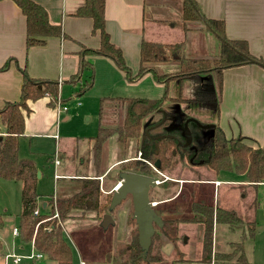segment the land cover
I'll return each instance as SVG.
<instances>
[{"label":"rangeland","instance_id":"rangeland-1","mask_svg":"<svg viewBox=\"0 0 264 264\" xmlns=\"http://www.w3.org/2000/svg\"><path fill=\"white\" fill-rule=\"evenodd\" d=\"M192 25H196V23ZM201 26L203 30L205 26L199 23L193 28L198 29ZM158 35L160 34H156V37ZM196 37L198 39L192 38L194 43L192 42L190 49L184 51L183 56L188 59L207 60L213 64V61L217 60L220 55V43L204 31ZM208 37L211 38V42ZM160 44L167 45V43ZM204 46L209 47L210 51L203 50ZM197 47L201 48L200 51ZM84 49L85 47H81L80 51L82 52ZM194 49H197V52H192ZM219 65L223 66L222 64ZM214 67L216 66L209 65V68ZM153 68L159 77H162L161 82H157L151 73L142 76L139 81V78H136L138 69L132 70L129 67L128 74L123 72L117 75L108 72L106 67L98 65L97 69L93 67L92 73L84 70L80 77L81 80L75 88L73 85L61 84L59 103L61 107L67 108L66 112L60 110L55 113L56 108H52L51 103L50 106L46 104L47 109L42 108L41 111L37 110L40 104L33 108L31 119L28 121L30 126L37 128L39 123L41 125L42 122L43 124L48 122V124L43 130L39 129L38 132L35 130L34 136L26 128L25 121L24 134L18 138V156L20 159H31L40 174V177L37 178L39 199H47L48 201V196L53 194L57 196V199L70 197L78 192L81 187L82 180L76 178H99L102 194H104L101 195V198H106V194L113 191L118 183V173L124 166V164L118 165L117 163L131 158H139V146L135 145L138 141L123 143V137L117 133L106 138V136H100V132H98L100 126L106 130H116L123 125L125 107L121 99L135 98L150 102L164 97L189 99L194 97V91L201 85L200 76H206V81L211 85L213 80L216 92L220 93L218 115L207 109H196L194 112H190L198 119L212 121L218 126L222 119L224 126L231 134L233 124L229 119L232 118L226 113L220 117V105L223 107L227 105L226 110L234 109L236 102L235 97L232 96H238V102L248 96L246 92L243 94L237 92L236 83L240 80H250L253 76L247 73L235 76V73H231L227 78L228 85L232 82L234 87L228 88L225 97L226 103H223L221 102V95L224 83L218 86V75L214 72H210L212 75L209 76H207L209 73H195L185 79H178L180 77L176 76L181 75L183 71L178 62L154 65ZM192 72L186 73L192 74ZM129 75L132 82L129 81ZM90 76L93 77L89 91L80 97H73L72 94L77 91L79 86L83 85L85 81H90ZM71 81L75 82L76 80L71 78ZM249 97L251 98L249 104H245V101L240 102L243 108H240L239 115L246 116L247 119L248 116L256 118L259 122L254 125L256 126L254 129L261 132L264 130V98H253L252 95ZM100 105L101 121H99L98 115ZM173 106V103H168L165 108L170 110L174 108ZM183 106L184 102L181 103L180 107L183 108ZM49 112L50 115H48ZM151 117L154 120L159 118L155 115ZM65 118L67 119L65 120ZM98 137L104 143L97 150L95 146ZM231 137L229 136L226 140L237 139ZM242 142L252 148L259 147L258 145L253 147L254 145L249 142ZM57 159L61 164L60 166L54 164ZM173 159V164L167 165L168 167L160 172H156L150 165L155 172L149 173L150 176H154L157 182L166 180L158 187L150 189L149 198L158 204L157 207L165 221L167 223L171 221V224L177 228L171 233L176 237V253L181 257V260L177 256L173 264L201 263L198 262V259H202L203 225L193 217V202L211 203L214 207L233 210L245 221L243 228L235 230L229 229L224 224H214L213 240L214 245L219 249L218 251L230 252V243H241L243 248L245 247V250L248 251L249 260L264 263V184L259 186L246 185L245 176L233 171H221L216 175L206 167L192 169L187 164L178 165L177 158L174 157ZM63 170H65L66 177L61 176L64 175ZM213 178L222 182L219 187L215 188V185H209V183H199L210 182ZM174 181L179 182L174 183ZM128 200L125 207H116L112 211L111 215L115 224L106 230L100 224L107 212L97 215L95 211L90 209L76 210L63 220L58 213V219L54 220L63 230L65 238L71 246L73 264H81V261L84 264H102L107 253L118 246L124 247L131 243L137 229L132 218L133 208ZM38 203H40L39 200ZM20 212L21 183L0 179V217H2L3 222L0 228V243L2 245L0 264H13L12 260L15 257H23L18 264H31L29 256L33 253L32 244H21L19 238L12 233V229L18 227ZM251 226L253 231H251ZM160 230L156 229L154 233V236H157L153 240L154 252L158 251L165 259L166 257L169 260L173 259V247L166 242ZM40 262V264H56L44 258ZM255 262L253 264H256Z\"/></svg>","mask_w":264,"mask_h":264},{"label":"trees","instance_id":"trees-1","mask_svg":"<svg viewBox=\"0 0 264 264\" xmlns=\"http://www.w3.org/2000/svg\"><path fill=\"white\" fill-rule=\"evenodd\" d=\"M3 1V0H0ZM12 1L21 11L26 22V48L42 47L48 38L63 37L60 25L52 24L49 20L48 13L39 4L32 0H9ZM105 0H83V3L72 14L78 18H87L92 22V34H98L99 47L96 50L84 49L80 55L79 71L71 78L80 82V74L84 70L93 72V66L85 58L93 55H100L111 59L116 66L124 73H129L130 69L126 66L121 50L110 41V36L106 31L104 17ZM201 22L206 25L221 41L220 55L217 60L209 62L202 59H188L183 56L184 43L177 44H160L143 40L139 53V69L136 78H141L145 74H153L157 82H161V78L153 68L154 65L167 64L170 62H178L183 69L178 79H185L195 73L214 72L218 75V86H221V76L224 69L238 67L243 64L255 63L264 68V62L251 56L244 43H238L227 40L224 35V24L220 21L209 20L203 18L193 0H185L182 6V27L188 31L187 23ZM215 65L209 68V65ZM222 64L223 66H220ZM7 67V64L6 66ZM213 67V66H212ZM194 71L192 74L186 72ZM23 73V83L21 86L20 99L16 102H6L0 109V128L3 135L0 136V179L16 181L21 183V212L18 216V232L21 244H33L34 249L41 253L46 260L55 262L56 264H73L72 249L65 238L63 230L57 225L53 218L52 202L47 201L48 205L42 209L38 203L39 195L37 193V168L31 159H20L18 156L19 143L18 138L24 134L25 118L29 115L30 109L28 102H36L44 97L50 99L49 104L54 107L59 98V89L61 84L57 80H43L29 77L25 71ZM130 76V75H129ZM92 77L90 81L85 83L72 94L82 96L89 91L92 85ZM132 79V78H131ZM213 81V80H212ZM211 81L209 88L205 85L202 92L189 101L183 99H168L164 97L153 102L140 100L135 98L121 99L124 103V123L119 128L104 129L101 126L98 129L100 136L109 137L113 133H117L123 137L124 141L138 139L143 131V126L151 116L159 115L158 111H165L166 104L173 102H187L188 109L194 112L198 108L207 109L208 111L218 115L220 93L216 92L215 85ZM167 83V81H165ZM211 86V87H210ZM102 102V100H101ZM99 121L102 118L101 105L99 108ZM157 124L154 122L152 125ZM166 124L161 125V127ZM219 129V128H218ZM100 130V131H99ZM220 130V129H219ZM220 130L215 145L206 158L204 167L214 172L216 175L221 171H233L246 178L248 185L259 186L264 184V144L261 147L252 148L242 142V139L226 141ZM99 134V133H98ZM98 149L103 145V140L97 138ZM169 140L159 142V150L157 154L153 151L148 158L153 162L155 158L164 163L165 157L170 153L167 152ZM171 157V156H170ZM168 166L164 165L161 170H165ZM78 192L72 194L68 198L57 199V212L59 217L66 219L72 211L76 210H92L99 214L108 211L110 196L101 198L97 184L90 181H82ZM51 196H48L50 198ZM91 206H90V205ZM40 208V209H39ZM39 209V215L34 212ZM193 217L197 222L203 225L202 237V259L203 262L215 261L219 263H227L234 261L238 264H248L241 243H231V251L228 253L212 252L213 243V227L214 224H224L229 229H241L245 226V221L240 218L233 210L214 207L211 203H192ZM251 223V222H248ZM2 217H0V228L2 227ZM170 225V226H169ZM174 229H173V228ZM177 228L170 222H164L160 233L163 235L167 243L172 245L174 258L168 259L162 257L158 251H155L153 240L157 236H153L152 244L149 251L143 255L138 245V233L134 239L124 247L118 246L113 251L106 254L105 261L102 264H173L178 256L176 253V237L171 231ZM251 231H253L251 226ZM237 252V253H236ZM2 253V245L0 243V254Z\"/></svg>","mask_w":264,"mask_h":264},{"label":"crops","instance_id":"crops-1","mask_svg":"<svg viewBox=\"0 0 264 264\" xmlns=\"http://www.w3.org/2000/svg\"><path fill=\"white\" fill-rule=\"evenodd\" d=\"M41 5L48 13L52 24L60 25L63 37L48 38L42 47H32L27 49L26 22L19 8L9 0L0 1V109L6 102H16L20 99L21 86L23 83V73L34 79L57 80L60 84L73 85L75 88L79 82L72 83L71 77L78 73L80 62L81 47L87 50H96L99 47L98 34H92V22L87 18H78L72 14L83 3V0H32ZM185 0H105L104 17L105 28L110 36V41L118 47L128 68L139 69V53L143 40L154 43L177 44L184 43V51L190 49L193 39H198V34L208 33L210 37L217 40L218 37L206 27L205 24L197 22L205 27L193 28V23H187L188 31L182 27V6ZM198 8L199 14L209 20L220 21L224 24V35L229 41L244 43L248 53L254 58L264 62V0H193ZM197 29V30H194ZM196 33V36H194ZM156 34L158 37H156ZM204 36V35H203ZM208 37L210 42L211 38ZM177 38V39H175ZM193 38V39H192ZM190 42V43H188ZM200 49L201 48H198ZM194 49L192 52H197ZM203 50L210 51L209 47L204 46ZM221 50V47H220ZM94 69L97 66H104L110 73L117 75L123 72L109 58L93 55L85 58ZM7 64V67H5ZM138 72V71H136ZM231 73L241 76L244 73L250 74V80L238 81L235 87L237 92L248 94L245 99L235 97V108L226 110L220 105V117L226 113L232 119L233 126L231 134L224 126L223 121H219V128L224 136L228 138H241L246 143H251L256 147L264 144V130L257 131L254 128L259 121L256 118L240 116L239 110L243 108L240 102L250 103L249 95L253 98H264V68L256 64H243L238 67L224 69L222 71V95L221 102L226 103L225 97L229 87H234V83L228 85L227 78ZM82 74V72H81ZM80 74V77H81ZM137 74V73H136ZM147 75V74H145ZM224 77V79H223ZM250 77V76H249ZM255 77V78H254ZM226 78V79H225ZM81 80V79H80ZM141 79H139L140 81ZM129 81L132 82L129 76ZM225 81V82H223ZM250 93V94H249ZM49 99L44 97L36 102H28L27 106L30 113L26 116V128L30 134L43 130L48 124L43 122L37 128L30 126L28 121L31 119L33 108L38 104L37 110L46 108ZM222 103V104H223ZM53 108V106H52ZM53 112V111H52ZM56 113V112H55ZM51 113L49 112L48 115ZM252 114V112H251ZM260 116V115H258ZM67 118H65L66 120ZM99 129V127H98ZM35 130H37L35 132ZM3 131L0 128V136ZM33 136V135H32ZM59 143V141H58ZM59 164L58 166H60ZM66 177L65 170L62 171ZM58 176V175H57ZM67 179V178H66ZM220 186V181L213 178L210 182L201 184ZM245 185V184H243ZM248 185V184H246ZM252 186V185H251ZM49 199V198H48ZM39 205L45 209L48 205L47 199H38ZM42 200V201H41ZM231 248V243H230ZM218 247L212 243V252L218 251ZM232 250V249H231ZM228 253V252H227ZM243 254L248 264L255 261L247 257L248 251L243 248ZM198 264H238L234 261L218 263L215 261L203 262L198 259ZM256 263V262H255ZM264 264V263H256Z\"/></svg>","mask_w":264,"mask_h":264},{"label":"flooded vegetation","instance_id":"flooded-vegetation-1","mask_svg":"<svg viewBox=\"0 0 264 264\" xmlns=\"http://www.w3.org/2000/svg\"><path fill=\"white\" fill-rule=\"evenodd\" d=\"M209 75H212V74L209 73L207 76ZM200 77H201V80H200L201 85L194 91V97L198 94V92L203 91L202 88L205 85L209 88L210 83L206 81L207 80L206 76H200ZM194 97L189 98V99H183V98L181 99H183L184 101H189V100H192ZM173 104H174L173 106L174 108H171L170 110H165L164 111L165 115L162 112L163 110L158 111L159 115L157 116L159 118L157 120H154L153 117H150L147 119L146 124H144L145 126H143L145 128H143L141 136L138 139H135L136 141H138L136 142L135 145L137 147L139 146V158H131V159L123 160L117 163L118 165L124 164V166H122V168L120 169L118 173V183L116 187L113 189L112 192L106 194L107 196H110V202H111L114 192H116L118 188L122 184H124V181L120 178V174L123 172L131 173V174H138L144 177L152 178L155 185L149 188V192H150L151 188L158 187V185L164 183L166 180L157 182L154 176H150L149 173H153L154 171L153 169H155L156 172H160L161 168L164 165L173 164L172 161L174 160L173 159L174 157L177 158L178 165L187 164L192 169L204 167V162L206 160L204 155H207V154L209 155L208 152L212 150V145H215L216 143L215 140L219 137L218 133L220 131L219 130L220 128L218 127L216 123L212 121H205V120H202L200 118L198 119L197 117L193 116V114L188 109L187 102H184L183 108L180 107L181 103L173 102ZM198 109H203V108H198ZM154 122H156L157 124L152 125ZM164 124H166V126L161 127V125H164ZM185 124H186L187 129L184 127ZM187 130L189 132V137H190V140L188 143H187L188 138L186 134ZM221 133L223 135V138L226 140V137L224 136L223 132ZM143 136L144 138L142 139ZM157 137H161V138L156 139ZM162 140H167V142L169 140V144L167 145V152H169L170 154L165 157L164 163H162L161 160L158 158H155L153 162H150L148 158L150 157L151 151H153L154 154H157L159 150L158 144ZM123 143H128V142L124 141ZM145 155H147L148 158L145 157ZM156 162H158L159 164L158 169L154 167V164ZM150 165L153 166V169L150 167ZM76 179H79L82 181L90 180L96 183L100 194L102 196L104 195L102 194V188L100 187L101 183L99 182L100 181L99 178H91V179L76 178ZM178 182L179 181H174V183H178ZM199 183H202V182H199ZM127 199H129L128 201L131 202V205L133 208L132 197L130 195H127L125 199H123L116 207H121V206L125 207V203L127 202ZM110 202H109L108 211H107V214L109 215H111L112 211L116 209L115 207L112 211H109ZM149 202L154 211L160 212V210L157 207L158 205L157 203L152 202L150 198H149ZM152 203H155V205L152 206ZM160 217L162 219L163 226H164L165 219L164 217L161 216V212H160ZM153 226H154L155 232H156V229L163 228V226L162 228H159L155 223L153 224ZM136 229H137V225H136Z\"/></svg>","mask_w":264,"mask_h":264},{"label":"water","instance_id":"water-1","mask_svg":"<svg viewBox=\"0 0 264 264\" xmlns=\"http://www.w3.org/2000/svg\"><path fill=\"white\" fill-rule=\"evenodd\" d=\"M253 63V62H252ZM165 115V112L162 111ZM160 125V124H158ZM186 128V124L184 126ZM209 127V126H207ZM211 127V126H210ZM187 129V128H186ZM187 134V143L190 140L189 132ZM144 136L142 137V139ZM161 137H157L159 139ZM156 169L159 168L158 162L154 164ZM36 177L39 178L40 174L37 172ZM120 178L124 181L116 192H114L109 211H112L127 195L132 197L133 203V220L137 225L138 233V245L145 255L151 246L152 238L154 236V226L155 223L159 228H162L163 222L160 217L159 211H154L149 202V188L153 187L154 181L152 178L144 177L138 174H131L123 172L120 174ZM114 221L109 214H105L102 218L100 226L106 230L109 226H113ZM185 241V240H184Z\"/></svg>","mask_w":264,"mask_h":264},{"label":"built area","instance_id":"built-area-1","mask_svg":"<svg viewBox=\"0 0 264 264\" xmlns=\"http://www.w3.org/2000/svg\"><path fill=\"white\" fill-rule=\"evenodd\" d=\"M56 108L55 112L57 113L58 111L62 110L63 112H66L67 111V108L64 106V107H61L60 106V103L59 101H57V103L54 105V109ZM55 156H56V153H55ZM54 164L56 166L59 165V160H55L54 161ZM50 202H52L50 205H52L53 207V210H54V214H53V218L55 219H58V212H57V196H55V194H53L50 198H49ZM155 203H152V206H154ZM34 215H39V209L37 211L34 212ZM12 233L14 236H17L19 237V232H18V228H13L12 229ZM32 247H33V253L29 256V260L31 261V264H40L41 260L44 258L43 255L39 252H37L35 249H34V246L32 244ZM23 257H15L13 258L12 262L13 264H18L22 261ZM81 264H84V262L81 261Z\"/></svg>","mask_w":264,"mask_h":264}]
</instances>
